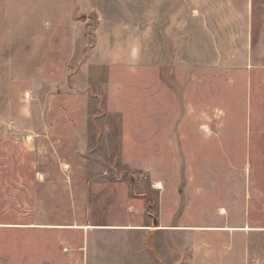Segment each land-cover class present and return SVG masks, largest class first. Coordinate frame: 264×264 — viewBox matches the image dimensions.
Returning a JSON list of instances; mask_svg holds the SVG:
<instances>
[{
	"label": "rangeland",
	"instance_id": "rangeland-1",
	"mask_svg": "<svg viewBox=\"0 0 264 264\" xmlns=\"http://www.w3.org/2000/svg\"><path fill=\"white\" fill-rule=\"evenodd\" d=\"M0 264H264V0H0Z\"/></svg>",
	"mask_w": 264,
	"mask_h": 264
},
{
	"label": "bare ground",
	"instance_id": "bare-ground-1",
	"mask_svg": "<svg viewBox=\"0 0 264 264\" xmlns=\"http://www.w3.org/2000/svg\"><path fill=\"white\" fill-rule=\"evenodd\" d=\"M159 188H162L163 187V185L161 184V183H159L158 185H157ZM80 227V226H79ZM78 228V227H77ZM88 228H91V226H88Z\"/></svg>",
	"mask_w": 264,
	"mask_h": 264
},
{
	"label": "crops",
	"instance_id": "crops-1",
	"mask_svg": "<svg viewBox=\"0 0 264 264\" xmlns=\"http://www.w3.org/2000/svg\"><path fill=\"white\" fill-rule=\"evenodd\" d=\"M77 226H79V225H77ZM88 226H91V225H88ZM164 226H168L167 224L166 225H164ZM81 227V226H80ZM92 227V226H91ZM92 228H94V227H92ZM131 228V227H130ZM87 229H89V228H87Z\"/></svg>",
	"mask_w": 264,
	"mask_h": 264
}]
</instances>
